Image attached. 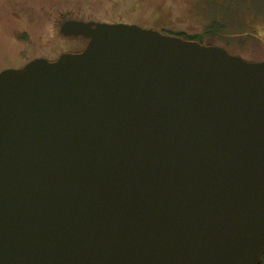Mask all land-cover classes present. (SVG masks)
<instances>
[{
  "label": "water",
  "instance_id": "1",
  "mask_svg": "<svg viewBox=\"0 0 264 264\" xmlns=\"http://www.w3.org/2000/svg\"><path fill=\"white\" fill-rule=\"evenodd\" d=\"M0 72V264H260L264 61L68 21Z\"/></svg>",
  "mask_w": 264,
  "mask_h": 264
},
{
  "label": "rangeland",
  "instance_id": "2",
  "mask_svg": "<svg viewBox=\"0 0 264 264\" xmlns=\"http://www.w3.org/2000/svg\"><path fill=\"white\" fill-rule=\"evenodd\" d=\"M72 4L74 13L86 18L198 37L203 45L221 47L248 61H264V0H72ZM7 39L0 24L1 64L14 53L8 50Z\"/></svg>",
  "mask_w": 264,
  "mask_h": 264
},
{
  "label": "flooded vegetation",
  "instance_id": "3",
  "mask_svg": "<svg viewBox=\"0 0 264 264\" xmlns=\"http://www.w3.org/2000/svg\"><path fill=\"white\" fill-rule=\"evenodd\" d=\"M72 0H0V24L5 28L8 61L0 63V72L18 69L37 58L55 61L64 53L81 52L89 38L78 34H64L62 25L68 21L91 23L100 20L74 13ZM4 10L6 13H3ZM8 16H7V15Z\"/></svg>",
  "mask_w": 264,
  "mask_h": 264
},
{
  "label": "trees",
  "instance_id": "4",
  "mask_svg": "<svg viewBox=\"0 0 264 264\" xmlns=\"http://www.w3.org/2000/svg\"><path fill=\"white\" fill-rule=\"evenodd\" d=\"M214 27H215V25H214ZM173 35H176V36H179V37H181V38H183V39H186V40H196V41H198V37L196 38V37H185V36H183V35H181V34H173ZM199 42V41H198ZM260 264H264V256H263V259H262V261H261V263Z\"/></svg>",
  "mask_w": 264,
  "mask_h": 264
}]
</instances>
